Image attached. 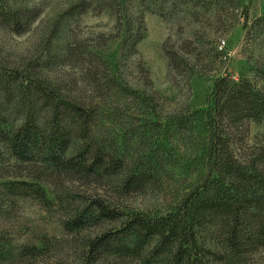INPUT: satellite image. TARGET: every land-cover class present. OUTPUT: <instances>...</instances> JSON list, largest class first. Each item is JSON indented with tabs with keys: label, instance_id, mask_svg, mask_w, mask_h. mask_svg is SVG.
I'll return each instance as SVG.
<instances>
[{
	"label": "trees",
	"instance_id": "1",
	"mask_svg": "<svg viewBox=\"0 0 264 264\" xmlns=\"http://www.w3.org/2000/svg\"><path fill=\"white\" fill-rule=\"evenodd\" d=\"M186 2L202 5L201 0ZM124 4L109 0L119 13ZM119 23L122 27V16ZM193 45L196 51L203 43L184 39L166 50L170 71L175 79L184 77L189 90L192 77L210 69L195 56ZM223 49L215 50L216 57ZM253 69V79L217 77L202 108L186 102L165 113L154 99L137 94L140 124L129 130H136L139 147L133 150L122 148L113 136L95 135L96 111L29 80L44 95L52 126L48 131L33 122L21 126L9 138V155L21 165L95 187L90 195L68 191L58 196L66 232H99L86 243L88 255L80 264H250L264 249V144L250 145L243 138L250 122H264V67ZM71 147L74 152L68 154ZM180 174L185 184L165 207L144 211L131 205L135 195L163 194L180 185ZM26 176L34 180L4 182L1 190L46 201V190L37 182L44 176ZM45 249L0 242V264H35Z\"/></svg>",
	"mask_w": 264,
	"mask_h": 264
},
{
	"label": "rangeland",
	"instance_id": "2",
	"mask_svg": "<svg viewBox=\"0 0 264 264\" xmlns=\"http://www.w3.org/2000/svg\"><path fill=\"white\" fill-rule=\"evenodd\" d=\"M201 2L124 0V13H119L109 0H0V156H5L0 160V176L5 175L0 177L2 244L45 247L46 253L35 264H80L88 255L86 243L99 234L97 230L66 232L58 197L68 191L93 194V185L21 165L9 155V138L21 126L33 122L45 131L52 126L45 97L29 80L96 111L95 135L113 136L122 148L133 150L139 147L136 130H129L140 124L137 94L154 99L165 113L186 102L202 108L217 77L253 79V67H264V0ZM190 38L202 41L196 51L198 45H193L195 56L210 67L208 74L192 77L191 90L184 77L175 79L166 51ZM222 48L223 55L216 57L215 50ZM122 87L135 93L126 95ZM243 130H247L243 135L247 144H264V122H250ZM73 152L71 147L68 154ZM27 174L44 176L37 182L46 190V201L1 190L4 182L34 180ZM179 177L180 185L163 194L135 195L131 205L144 211L165 207L185 184L184 176ZM250 264H264V249Z\"/></svg>",
	"mask_w": 264,
	"mask_h": 264
}]
</instances>
